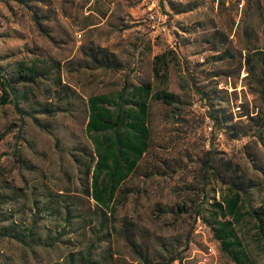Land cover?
<instances>
[{
    "label": "rangeland",
    "instance_id": "374dc122",
    "mask_svg": "<svg viewBox=\"0 0 264 264\" xmlns=\"http://www.w3.org/2000/svg\"><path fill=\"white\" fill-rule=\"evenodd\" d=\"M189 1L191 8L174 12L158 0H0V79L23 66L39 73L33 81L17 82L15 104L0 105V264H67L69 251L88 245L97 264L116 255L129 259L123 235L112 229L124 216L133 220L136 237L152 246L158 237L171 241L183 264H264V241L256 240L244 216L238 233L248 257L236 263L219 248L212 224L195 218L191 206L200 203L208 212L212 195L223 200L232 194L212 179L202 200L200 160L208 146L261 180L249 190L251 204L264 197V144L252 132L230 138L212 124L193 85L210 98L221 96L227 110L251 101L241 89L243 69L227 75L222 71L231 72L234 61L206 58L224 34L233 50L264 48V0ZM152 12L165 15V30L154 29ZM213 31L218 35L211 36ZM87 42L112 50L122 67L84 66L80 47ZM160 51L169 60L167 90L177 101L172 106L149 100V146L121 183L113 216L86 191L95 159L84 131L86 97L155 82L151 59ZM123 95V107L131 105L129 88ZM246 151H253L254 168ZM176 204L187 210L178 212Z\"/></svg>",
    "mask_w": 264,
    "mask_h": 264
},
{
    "label": "trees",
    "instance_id": "16d2710c",
    "mask_svg": "<svg viewBox=\"0 0 264 264\" xmlns=\"http://www.w3.org/2000/svg\"><path fill=\"white\" fill-rule=\"evenodd\" d=\"M158 2L161 6H164L165 2L174 12L187 10L194 5L189 0H158ZM218 33L213 31L209 34L215 37ZM245 34L248 33L245 31ZM80 50L85 58L84 66L86 67L112 69L122 67L118 56L106 46L87 42L81 45ZM213 50L214 52L206 60L229 59L234 61V68L231 72L227 70L222 72L227 75L235 72V75H238L240 69H243L241 89L245 88L243 92H249L252 97L251 101L245 99L240 102L237 110H227L222 105L223 98L221 96L210 98L205 90L198 88L193 82L196 92L206 103V115L212 124L221 128L228 137H238L252 132L257 141L264 144L262 132L264 129V48L258 45H243L233 50L224 34L219 43L214 44ZM168 63L166 52H157L152 55L151 59V71L155 82L142 80L136 84L127 83L116 93L99 92L86 97L87 118L84 131L92 143L95 155L91 180L86 191L104 212H109L113 216L117 202L113 199L122 190L121 183L135 170L137 162L149 146L151 133L148 113L149 100L160 101L172 106L177 101L176 94L167 90L166 87ZM38 74L36 67L23 66L15 73L1 77L0 105L8 101L15 104L17 82L33 81ZM234 86L232 85V87ZM127 88H129V94L134 98L131 105L123 107V101L128 100L123 97ZM231 90V93L236 97L235 89ZM224 91L226 92L225 88ZM172 112L174 113L176 110L172 109ZM245 153L251 168H254L253 151ZM199 179L200 189H204L201 194L202 200L207 198L205 184L212 179H218L225 183L228 190L232 192L223 200L216 199L212 195L208 201V212L202 209L200 203H193L191 206L194 208L195 218L201 217L212 224V234L218 241L221 251L234 262L243 263L248 257L242 238L238 233L243 216L253 228L256 240L264 241V197H261L255 204L249 202L250 188L258 186L261 180L248 173L245 167H240L237 161L225 157L223 154H217V151L210 146L203 151ZM125 194L120 195V199L123 201ZM176 208L178 212L187 210V207L182 204H176ZM227 215L228 217H226ZM112 229L123 235L125 243L130 248L131 257L124 259L122 256L116 255V258L107 264H173L175 259L179 260L178 264H183L182 261L180 262L183 256L181 250H175L171 241L158 237L152 246V243L145 239L137 238L133 220L126 219L125 216L119 226L112 223ZM4 233L2 232V234ZM12 236L19 239L16 235ZM90 247L92 246L90 245ZM90 247L88 245L76 252L69 251L65 255L66 263L97 264L98 261L91 255Z\"/></svg>",
    "mask_w": 264,
    "mask_h": 264
},
{
    "label": "built area",
    "instance_id": "2783aa9c",
    "mask_svg": "<svg viewBox=\"0 0 264 264\" xmlns=\"http://www.w3.org/2000/svg\"><path fill=\"white\" fill-rule=\"evenodd\" d=\"M148 16H149V19L154 22V24H153L154 29L165 30V22H164L165 15L164 14L152 12V13H149ZM238 107H239L238 104H235V106H234L235 110H237ZM212 252H213V246L211 244H208L207 245V253H212ZM201 261L202 260H199L194 264H199V263H201Z\"/></svg>",
    "mask_w": 264,
    "mask_h": 264
}]
</instances>
